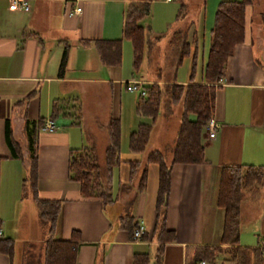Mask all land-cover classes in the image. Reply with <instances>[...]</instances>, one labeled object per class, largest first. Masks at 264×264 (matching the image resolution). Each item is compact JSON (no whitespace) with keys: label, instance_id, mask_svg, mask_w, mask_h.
Returning <instances> with one entry per match:
<instances>
[{"label":"crops","instance_id":"0c3cea01","mask_svg":"<svg viewBox=\"0 0 264 264\" xmlns=\"http://www.w3.org/2000/svg\"><path fill=\"white\" fill-rule=\"evenodd\" d=\"M10 1L0 0V239H10L12 251L10 256L0 252V264H21L18 238L25 237L31 243L27 229H37L29 205L33 203L31 194L26 204L22 203L21 194L28 168L26 120H41L42 124L50 121L54 125L52 131L40 127L35 134V187L38 198L60 202L53 236L68 240L72 232L76 233L75 264H131L133 253H146L147 264H195L201 248L219 244L223 210L216 206L215 199L220 167L227 164L264 167V7L254 9L252 2L245 7L243 41L233 46L222 76L213 83L211 119L218 126L212 138L204 132L201 135L205 162L170 166L162 223L171 234L159 241L160 225L155 210L157 164L145 166V183L138 191L139 172L129 182L128 162L142 163L151 151L161 154L170 151L179 119L168 126L167 119L158 121L157 115L153 120L138 115L136 102L124 99L121 94L123 77L119 71L112 72L113 68L119 70L121 61L114 66L102 64L93 46L94 41L120 40L121 47L124 11L143 0H26L25 11L9 9ZM218 1L205 0L202 7L199 2L193 17L188 16L181 26H176L181 30L188 27V43L194 31L200 56L198 75L193 77L197 83L203 81L208 31ZM172 2L177 4L175 0L149 3V11L152 4L158 6L156 12L160 10L156 14L158 28L161 24L170 25L172 8L167 4ZM76 6L80 12L68 16L67 11ZM142 19L139 24L144 28ZM157 29L147 38L151 41L148 54L154 48L160 52ZM165 43L171 52L168 59L163 57L164 64L161 58L158 60L162 53L156 54L155 59L145 58V65L156 70L154 76L136 77V73L130 82L144 85L187 82L178 73L181 61L176 60L177 46L172 44L171 37ZM64 49V70L58 76ZM130 82H123L128 93H132L127 89ZM105 102L106 116L98 121L102 129L99 144L104 152L108 121L116 119L119 123V163L111 169L110 204H103L98 197L82 195L78 183L68 179L67 173L70 151L90 149L96 154L97 139L86 123L85 105L94 112L104 108ZM52 107L55 116L51 121ZM168 111L163 109L161 116ZM90 121L97 122L96 117ZM140 124L149 125L150 133L144 150L134 153L128 149V135ZM6 126L13 149L5 141ZM242 198L239 246L264 250V196L257 197L260 209L252 219V233L257 229L255 240L241 237ZM125 215L135 224L133 231L141 227L139 238H133L129 228L120 227V217ZM28 256L31 261V254ZM38 256L39 260L40 253ZM33 259L36 263V258ZM222 259V255H217L213 264H229Z\"/></svg>","mask_w":264,"mask_h":264},{"label":"trees","instance_id":"16d2710c","mask_svg":"<svg viewBox=\"0 0 264 264\" xmlns=\"http://www.w3.org/2000/svg\"><path fill=\"white\" fill-rule=\"evenodd\" d=\"M153 0H143L133 3L124 11L122 20V38L131 44L133 67L136 68L143 53L149 51L151 41L145 37L144 28L140 20L149 14V3ZM178 4L175 20L182 19L189 5L186 0H175ZM205 0L200 1L201 7ZM252 0H219L215 6L211 27L208 31L209 43L206 61L203 65V81L194 82L195 60L197 58L196 38L192 32L191 42L186 40L188 27L185 30L175 29L171 35L172 44L177 46V61L190 55L192 67L188 80L184 84H140L144 94H137L135 111L138 115L150 117L152 120L158 115L160 103L165 107L179 104L180 115L178 128L173 145L170 149L171 158L166 161L158 151H151L145 155L143 162H128L129 182L139 172L137 190L140 191L145 183V166L155 163L158 167V181L155 198V210L159 221L158 240L171 234L163 227L164 209L169 188L170 166L174 163L202 164L205 162L203 148L200 142L203 127L211 119L214 111L213 83L222 76L226 57L233 46L243 41L244 10ZM192 24V21L190 22ZM190 45L192 47L190 48ZM94 49L102 64L117 65L120 60V40L94 41ZM65 49L62 53L58 76L63 73L65 64ZM49 119H54L55 107H52ZM42 121H25L24 131L27 136L28 168L23 178L24 185L36 209L38 218L46 223L45 236L41 244L40 259L33 264H75L78 248L76 233L72 232L68 240L54 238L56 220L60 208L57 200L40 199L36 193L35 172L36 152L35 134L41 127ZM108 144L104 152L105 167L100 174L95 155L90 149L70 151L67 173L68 179L78 183L79 191L84 196L101 198L103 204L113 202L111 194V169L119 163V123L110 119L106 125ZM150 126L140 124L128 135V149L134 153H141L148 141ZM6 144L13 149L10 131L6 126L4 131ZM264 182V167L246 164H227L219 169L215 204L223 210L221 234L219 244L210 249L201 248L197 261L213 264L217 255L223 256V261L229 264H264V250L258 247L239 246V212L241 191L252 184ZM131 218L127 215L120 217V227H127L133 234ZM131 225V226H130ZM166 235V236H165ZM12 241L8 238L0 239V252L11 255ZM160 247L156 250V257ZM146 253H133L131 264H147ZM196 261V262H197Z\"/></svg>","mask_w":264,"mask_h":264},{"label":"rangeland","instance_id":"374dc122","mask_svg":"<svg viewBox=\"0 0 264 264\" xmlns=\"http://www.w3.org/2000/svg\"><path fill=\"white\" fill-rule=\"evenodd\" d=\"M200 0H186V4L189 5V11H187L186 15L182 18L179 19L178 21L175 20V15L177 13V4L175 2H172L169 5L172 10H171V23L170 25H160V27L158 28V25L156 23V14L157 12H159L160 10H158L156 12V8L158 7L155 4L150 5V11H149V15L144 17L142 19V25L144 26V34L145 37H151L154 35V30H156L157 28V33H155V35H159L161 42L158 43V45L160 46V52L157 50L152 49L149 54L147 52V50L143 53V57L140 58V61L137 65L136 68L133 67V57H132V52L130 49V42L126 39L121 40V47H120V61H121V67L119 68H113L112 72L116 73V71L120 73V75L123 77V81L121 83V94L124 97V99L129 100V101H137V94L136 92H132V93H128L124 90V83L125 81L130 82L131 78L135 77V74L137 73V76H145V77H151L154 76V74L156 73V70L153 71L152 68L149 67V65H145L146 63V57L148 58V60L150 59H155L156 54L158 53H162V56L158 58V60L160 61L161 58V62H163V57H167L165 59H168V57L170 56V48L168 46V44L165 43L166 39L168 40L171 37L172 31L174 29H176V26H181L184 22V20L188 17L191 16L193 17V15L195 14V10L198 8V4H199ZM252 6L253 8H260V7H264V0H252ZM179 29V28H178ZM130 44V46H129ZM162 47V49H161ZM165 56H164V54ZM149 56V57H148ZM157 58V56H156ZM168 62V61H166ZM200 62V56L197 55V58L195 60V68H194V75L196 77V74L198 73L199 70V66L198 63ZM164 64V62L162 63ZM161 64V65H162ZM191 67H192V62H191V58L190 55L185 56L180 64L178 69V73H180V77L182 79H185L186 81L188 80V76L191 73ZM155 69V68H154ZM132 74V75H131ZM139 74V75H138ZM161 73H159L160 76ZM198 75V74H197ZM124 82V83H123ZM87 95H85L86 97ZM87 99V97H86ZM84 100V99H83ZM85 110H86V114L84 115L86 118V123L90 124V131L92 133H94L96 135V139H97V146H96V154H95V158H96V163L98 165V169L101 175H103L104 172V148L100 147V137H102V129H100V124H99V120L102 118H105L106 116V102H105V107L104 108H99L97 110H95L94 112L90 109V107H88L87 105H85ZM159 112H158V121L160 118H164L167 119L168 122V126L174 122L176 119H179V115H180V106L179 104H173L169 107H165L164 102L160 103L159 106ZM163 109H167L169 110L168 113H164L163 116H161L162 114L160 112L163 111ZM94 117H96V121H90V119L94 120ZM156 127L159 129L160 124L159 122L156 124ZM104 133V132H103ZM162 155L164 156L165 160L170 159L171 158V151L166 150V152L163 151ZM22 199L23 202L22 203H28V196H29V188L27 185H25L23 191H22ZM264 194V182L260 183V184H252V186H250L249 188H245L241 191V196L242 198V212H243V216H242V223H241V230H242V234L241 237L242 239H254L256 238V232L257 229H255V232L252 233V219L256 216V214L259 213V209H260V205H259V201H258V196L260 195V199H262V195ZM253 200V201H252ZM32 207V211H33V217L34 219H36V225H37V229H35L36 231L27 229V234L29 235L28 237H31L30 239L32 240H28L31 243H27L25 237H20L18 238V243H19V247H21V253L22 255H20V260H21V264H28V261H30L28 256V253L31 254V264H33L34 259L36 258V260H38V255L40 253L39 249L41 248V244L42 241L44 239L45 236V226L46 223H44L43 221H41L38 218L36 209L34 207V204L32 202H30L29 204ZM245 225V226H244ZM245 227H248L250 229H245ZM29 230V231H28ZM244 231H246V234L244 235ZM32 232V233H31ZM249 232V233H248ZM28 245H31V247H29ZM26 247V248H25Z\"/></svg>","mask_w":264,"mask_h":264},{"label":"built area","instance_id":"2783aa9c","mask_svg":"<svg viewBox=\"0 0 264 264\" xmlns=\"http://www.w3.org/2000/svg\"><path fill=\"white\" fill-rule=\"evenodd\" d=\"M8 8L11 10L22 9L25 11L27 10V2L26 0H11L8 5ZM79 12H80V8L76 6L68 10L67 15L72 16L78 14ZM219 83H220V79H219ZM140 84H141L140 82H130L128 83L127 89L131 92H136L138 94L143 95L144 90L140 87ZM217 126H218L217 123L213 119H209L203 127V132L206 134L208 138H212L214 136L215 130L217 129ZM53 129H54V125L50 121L44 122L41 126V130L52 131ZM140 235H141V227H138L133 231L132 236L133 238H139ZM195 264H206V263L200 260L197 261Z\"/></svg>","mask_w":264,"mask_h":264}]
</instances>
